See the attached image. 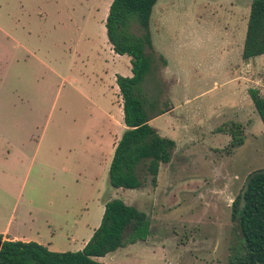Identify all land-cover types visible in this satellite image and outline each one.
<instances>
[{"label": "rangeland", "instance_id": "rangeland-1", "mask_svg": "<svg viewBox=\"0 0 264 264\" xmlns=\"http://www.w3.org/2000/svg\"><path fill=\"white\" fill-rule=\"evenodd\" d=\"M251 1L157 0L143 91L167 111L150 126L175 148L155 187L140 175L141 188L123 190L101 174L87 141L111 131L109 115L120 111L99 81L105 68L131 76L129 57L107 42L112 0H0V229L67 224L63 252H76L111 197L144 212L149 235L99 262L227 264L231 205L264 170V126L249 96H264V56L241 58ZM122 125L123 111L117 133ZM235 125L245 140L230 148Z\"/></svg>", "mask_w": 264, "mask_h": 264}, {"label": "trees", "instance_id": "trees-1", "mask_svg": "<svg viewBox=\"0 0 264 264\" xmlns=\"http://www.w3.org/2000/svg\"><path fill=\"white\" fill-rule=\"evenodd\" d=\"M157 0H112L105 20L107 41L115 54L130 59V77L116 76L122 99L125 130L118 141L108 170L114 189L135 190L149 177L155 187L161 165L171 161L175 142L160 136L150 121L167 111L157 107L158 100L147 97L143 85L153 69V45L150 20ZM264 55V0H252L241 52L244 61ZM253 107L264 126V96L250 90ZM230 148L243 145L241 126L229 129ZM231 205V222L235 234L229 248L227 264H264V174L253 177L244 193ZM149 235L147 215L121 200L104 205L100 224L83 249L76 252H53L36 242L2 241L0 264H105L97 258Z\"/></svg>", "mask_w": 264, "mask_h": 264}, {"label": "crops", "instance_id": "crops-1", "mask_svg": "<svg viewBox=\"0 0 264 264\" xmlns=\"http://www.w3.org/2000/svg\"><path fill=\"white\" fill-rule=\"evenodd\" d=\"M108 42V41H107ZM105 42V43H107ZM112 49V48H111ZM113 52V50H112ZM114 53V52H113ZM115 54V53H114ZM113 55H110L114 60L116 59ZM116 55V54H115ZM126 56V55H123ZM264 56V55H262ZM260 57V56H259ZM258 57L254 58L257 59ZM112 59V61H113ZM103 61V59L101 60ZM105 63H107L108 61L105 59L104 60ZM130 62V60H129ZM114 64V62H113ZM115 65V64H114ZM117 70L112 69L109 70L108 68H105L104 70V74L103 76H100V82L103 84V86H106L110 88V90H112V97H110V105L113 108H120V111H118V113H113V115H109V119L112 122L113 125V129L108 133L106 132H101L98 131L97 133V138L95 139H90L88 138L87 141L92 144V148L94 150H96L97 156H96V162L97 164H99L101 166V174H103V172H108L109 170V166L113 157V153L115 150V147L118 143V141L120 140L124 130H125V126L124 130L120 131L119 133H117V128H116V123H117V119L120 120L121 118V108L122 105H120L121 99L118 98V88L116 85V75ZM124 74H120L121 75H125ZM124 77V76H123ZM103 96H105V93L102 92ZM120 99V100H118ZM116 114V115H114ZM108 117V116H107ZM89 188L91 189L92 193H98L99 195V190H98V184H96L95 182H92L89 184ZM112 198L110 197L109 199L105 200L102 202L101 205V209L104 208V205L107 201L111 200ZM44 225L43 228H36L34 230L31 229H26V230H20V229H15L13 232L11 230V226L7 225L4 228L0 229V235L2 236V241L4 240H11V241H23V242H36L38 244L43 245L44 247H46L49 251H53V252H63V250H65L64 248H66V244L63 243L59 238L61 235H64L66 237L67 240H69L70 238H72V234H70L69 232H62V230L66 227L67 224H64V226H62V224L59 225H53V223H48V221H44V223L42 224ZM98 222L96 223V227L93 228L89 227V225H86V229L85 232L87 234V238L90 239V237L92 236L94 230L98 227ZM58 226V227H55ZM73 229L76 228V224H73ZM55 228H57L55 230ZM72 230V228H71ZM61 234V235H60ZM59 235V237H57ZM88 239V240H89ZM87 243V241H82L81 244H79V251L83 249L84 245ZM101 258H97L98 261H100Z\"/></svg>", "mask_w": 264, "mask_h": 264}, {"label": "water", "instance_id": "water-1", "mask_svg": "<svg viewBox=\"0 0 264 264\" xmlns=\"http://www.w3.org/2000/svg\"><path fill=\"white\" fill-rule=\"evenodd\" d=\"M260 174H264V170H256V171H254V172H251V173L248 175V177H247V179H246V181H245V183H244V185H243V188H242L241 198H240V207H242V205H243V202H244V199H243V197H244V193H245L246 190H247V187H248V185H249L250 180H251L253 177H255V176H257V175H260ZM0 248H1V241H0Z\"/></svg>", "mask_w": 264, "mask_h": 264}]
</instances>
